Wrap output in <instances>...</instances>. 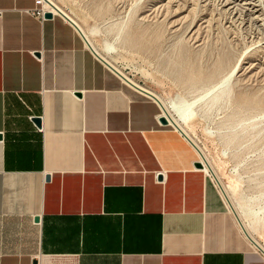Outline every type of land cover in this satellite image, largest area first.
Here are the masks:
<instances>
[{"label": "crops", "instance_id": "0c3cea01", "mask_svg": "<svg viewBox=\"0 0 264 264\" xmlns=\"http://www.w3.org/2000/svg\"><path fill=\"white\" fill-rule=\"evenodd\" d=\"M36 6L0 0V264H264L159 102Z\"/></svg>", "mask_w": 264, "mask_h": 264}, {"label": "rangeland", "instance_id": "374dc122", "mask_svg": "<svg viewBox=\"0 0 264 264\" xmlns=\"http://www.w3.org/2000/svg\"><path fill=\"white\" fill-rule=\"evenodd\" d=\"M56 1L98 30L99 47L114 45L107 55L118 68L165 100L192 98L230 76L228 102L195 118L193 139L231 199L246 196L264 210V130L249 128L260 117L264 124V0H254L256 11L221 0ZM251 231L264 245V221Z\"/></svg>", "mask_w": 264, "mask_h": 264}, {"label": "bare ground", "instance_id": "6f19581e", "mask_svg": "<svg viewBox=\"0 0 264 264\" xmlns=\"http://www.w3.org/2000/svg\"><path fill=\"white\" fill-rule=\"evenodd\" d=\"M221 2L225 5L227 2H232L233 7H239L241 9L247 10L252 9L256 11V4L254 0H221ZM44 6L48 8L52 13L57 14L62 12L64 16H66L73 24L76 26L84 39V43L102 60L105 64H107L112 69L116 70L122 78L130 84V86H134L135 88L153 96L162 108L163 115H165L168 120L173 124L176 125L179 129H182L183 132L191 139L194 145L195 151L198 155V161L202 163V169L206 173H210L215 179V182L221 191L225 201L227 202L228 206L230 207L232 213L234 212L237 217V222L239 224V230L241 233H245L246 236L258 247L262 252H264V245L259 241L252 233L254 227L259 226L263 223V209L254 208V201H249L246 196H242L240 200L231 199L230 194L226 190L224 183L219 181V175L217 170L211 165L207 157L201 153L200 148L197 146L196 141L193 139V121L195 118L200 115L201 113H206L213 108L218 109L222 107L225 103L228 102V96L231 92V85L227 80L228 74L223 75L219 81L212 84L208 87L204 92L192 97V98H185L181 94H174L173 96L169 97L165 100L164 96L158 93L157 91L140 84L135 79L131 78L127 73L123 72L121 68H118L115 65L114 61L107 55V53L113 52L114 45L107 42L106 40L104 43L99 47L95 42L94 34L97 33L96 28L86 29L80 23H78L56 0H43ZM58 10V11H57ZM121 26V25H120ZM121 28V27H120ZM119 28V29H120ZM118 34V32H117ZM118 36V35H117ZM112 57V56H111ZM135 67V66H134ZM235 68V67H234ZM231 73V72H229ZM230 77V76H229ZM160 79V78H159ZM229 79V78H228ZM264 115V112L261 116ZM200 117V116H199ZM258 121H253L250 123L249 128L252 129L255 126H258V130L261 133V130H264L263 126L259 127V124L263 121V119ZM240 125V124H238ZM243 127V126H242ZM240 128V127H239ZM247 130V127H243L240 132H244ZM264 132V131H263ZM259 134V133H258ZM236 133H230L227 135V139L229 141L233 140L236 137ZM262 175V174H261ZM264 175V173H263ZM221 177V176H220ZM261 180V185L264 182ZM262 179V178H261ZM223 181V180H222ZM229 181V180H228ZM262 195H264V190L262 191ZM261 199V197L259 198ZM224 201V200H223ZM225 203V202H224ZM233 213V215H234ZM234 215V216H235ZM257 249V248H256Z\"/></svg>", "mask_w": 264, "mask_h": 264}, {"label": "built area", "instance_id": "2783aa9c", "mask_svg": "<svg viewBox=\"0 0 264 264\" xmlns=\"http://www.w3.org/2000/svg\"><path fill=\"white\" fill-rule=\"evenodd\" d=\"M34 2H35V4H36L37 6H36L35 9L32 11V13H33L38 19H43V18L45 17V13H46V12H50V13H51V17L55 15V14L52 13L50 10H48V8H46V7L44 6L43 0H34ZM106 66H107L109 69L113 70V71H114L119 77H121V75H120L116 70L112 69V68L109 67L108 65H106ZM121 79H122L125 83H127L122 77H121ZM127 84H128V83H127ZM161 115L165 117V119L167 120V123H171V122L168 120V118H167L165 115H163V111H162V109H161ZM200 162H201V161H200ZM208 175H209V177H210L212 183H213L216 187H218L217 184H216V182H215V180H214L213 177L211 176V174L208 173ZM262 254H263V253H262ZM263 255H264V254H263Z\"/></svg>", "mask_w": 264, "mask_h": 264}, {"label": "water", "instance_id": "95a60500", "mask_svg": "<svg viewBox=\"0 0 264 264\" xmlns=\"http://www.w3.org/2000/svg\"><path fill=\"white\" fill-rule=\"evenodd\" d=\"M63 16H64V15H63ZM45 17H51V13H50V12H46V13H45ZM64 17H65V16H64ZM66 19H67L69 22H71L67 17H66ZM71 23H72V22H71ZM72 24H73V23H72ZM33 120L36 122L37 125L40 124V119H39L38 117H34ZM160 120H161L163 123H167V120L165 119L164 116H162ZM175 126H176V125H175ZM176 127H177V126H176ZM177 128H178V127H177ZM194 166L197 167V168H201V167H202V163H201L200 161L197 160V161L194 162ZM157 178H158L159 180H161L162 176H161V175H158ZM45 179L48 180V179H49V176L46 175V176H45ZM233 213H234V212H233ZM234 215H235V213H234ZM235 218H236V220H238L237 217H236V215H235ZM38 219H39V218H38L37 216L34 217V220H35V221H37ZM33 262H36V260L34 259Z\"/></svg>", "mask_w": 264, "mask_h": 264}]
</instances>
